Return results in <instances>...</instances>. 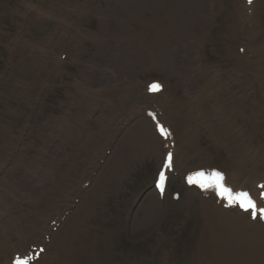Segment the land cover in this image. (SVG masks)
<instances>
[{"label":"rangeland","instance_id":"374dc122","mask_svg":"<svg viewBox=\"0 0 264 264\" xmlns=\"http://www.w3.org/2000/svg\"><path fill=\"white\" fill-rule=\"evenodd\" d=\"M164 1L192 24L196 20L182 9H203L208 19L203 54L210 66L223 69L228 57L252 60L251 113L248 118L238 113L237 129L245 124L239 136L245 137L248 151L264 152V111L259 109L264 106V68H257L264 46V0H214L208 13L206 0ZM153 12L149 0H0V199L8 202L0 208V264L25 251L17 235L9 234L4 243L11 230L22 231L28 240L32 228L40 230L44 223L47 252L74 229L88 264L206 261L198 250L202 200L183 179L203 157L229 165L228 150L198 123L180 140L177 169L161 199L152 185L163 149L155 155L137 153L127 143L135 124L147 120L146 110L154 107L145 93L151 80L168 87L181 125L190 126L183 119L187 110L193 122L198 113L191 112L186 89L201 83L195 78L185 84L167 62L153 66L132 44L153 23ZM173 50L185 71L187 47ZM228 86L233 89L224 80L223 95ZM239 105L248 103L239 97L225 101L227 112ZM146 122L162 145L153 124ZM188 142L192 156L183 161ZM38 245L30 242L29 250ZM39 260L32 264H42Z\"/></svg>","mask_w":264,"mask_h":264},{"label":"bare ground","instance_id":"6f19581e","mask_svg":"<svg viewBox=\"0 0 264 264\" xmlns=\"http://www.w3.org/2000/svg\"><path fill=\"white\" fill-rule=\"evenodd\" d=\"M195 1L189 0L191 4ZM203 1L201 0V3ZM210 2V0H206L207 13ZM149 3L154 7L153 23H148L147 27L141 29L140 33L137 34V39L132 41L139 52L138 55L155 67L162 66L164 62H167L169 70L178 75L185 84L188 81H194L195 78L201 83L194 84L193 88L186 89L187 94L192 96L191 101H187L191 112L198 109L194 122L190 117L192 113L187 114L188 110L183 116V119L189 122L190 126L181 125L182 122L180 123L179 120L181 121L182 118L179 117L178 104L166 95L165 90L162 91V95H153L155 98L158 97L155 103L159 108L158 110L163 112V120L171 126L172 135L176 139L175 141L179 140V143L182 136H184L183 138L189 137L198 123L209 128L212 138L217 144L223 145L230 154L231 162L224 168L227 186L231 187L234 192L239 189H249V192L256 199L258 193H260L256 187L262 185L258 183L264 181V152L258 150L252 153L250 148L248 151L243 146L245 137L239 136L242 135L245 124L237 129L238 113L244 111L246 118L251 113L250 105L252 104L249 100L251 89L249 87L252 88V80L255 83L254 78L250 76L252 60L245 58L238 60L228 57L223 69L217 65L210 66L206 63L203 54L202 41L207 37L206 26L208 23L203 9L200 8L197 12L188 11V7L182 9V13L186 14L188 12L191 19L196 20L192 24L187 21V18L190 19V17L177 13L175 5L170 1L149 0ZM173 47H176L177 50L186 49L187 47L188 55L183 59L187 66L186 72L177 65L178 56L173 52ZM260 54L262 63L261 66H257L258 69L260 67L264 68V46ZM227 79L233 89L230 90L228 86L227 93L223 95L224 92H221L220 86ZM234 97L242 98L243 103H248V105L245 108L239 105L227 112L225 101ZM205 101H209V103H205ZM206 104H208V108ZM259 109L264 111V106L259 104ZM212 117H214V120ZM146 121L143 119L140 123L135 124L137 131L127 137V139L130 138L127 142L128 147L137 153L144 150L154 151L155 155L157 152L160 153L161 146L159 142L157 143L152 138L150 125H147ZM172 140L174 139L172 138ZM161 141L163 140L161 139ZM165 143H170L169 138L166 139V142L163 141V144ZM189 143H187L183 161L192 156V154L189 156V149H187ZM170 146L172 147L171 144ZM178 148L179 145L176 146V152ZM175 158L177 160V154ZM203 159L204 157L200 159L202 163L199 169L206 174H210L213 170L212 164L209 163L211 160ZM213 195H209L207 198L199 196L202 200L199 214L202 217V232L198 250L202 252L206 261H208H201L202 264H264V223L252 221L249 218L250 214L244 213L238 208H224L223 203H219ZM67 197L71 196L67 195ZM150 203L152 202L150 201ZM64 204V201L63 204H58L56 210L62 211ZM7 205L6 198H1L0 208H5ZM157 205L150 206L155 208ZM52 220H55V217ZM47 229L46 223L43 224L40 230L37 227L32 228L29 232L32 240H24L26 236L22 231L11 230L7 234L4 243L9 242L8 240L11 237L9 234L17 235V237H20L19 240L23 239L20 243L21 249L26 251L30 248V242L32 241L42 244V234L45 235ZM78 242L79 238L76 237V231L73 229L67 237L59 241L60 246H50L48 252L45 250L40 257L42 264H88L89 258H86L83 249L78 247ZM25 251H22V253ZM12 252L13 249L8 255ZM47 253L48 256H45ZM14 254L15 252L10 259H6L5 263H11Z\"/></svg>","mask_w":264,"mask_h":264},{"label":"snow or ice","instance_id":"6c2138e0","mask_svg":"<svg viewBox=\"0 0 264 264\" xmlns=\"http://www.w3.org/2000/svg\"><path fill=\"white\" fill-rule=\"evenodd\" d=\"M252 2L253 0H248L249 4ZM161 89L162 86L158 83H153L150 86V91L152 92H159ZM153 118L155 119V117ZM157 131L164 139H168L171 135L169 130L159 123H157ZM173 161V154L169 151L165 157L163 170L160 172L158 186L161 191H163L167 179L164 170H170L173 166ZM187 179L189 184L198 185L204 191L215 189L217 196L226 201V207L239 206L242 211L250 212L253 220H256L257 218L264 220V206H260L258 201L248 191L234 192L231 187L227 186L226 178L223 173L212 171L210 174H206L205 172L200 171L195 175H190ZM259 187L262 189L260 198L261 200H264V185H260ZM40 251L42 252L43 249H40ZM31 259L32 257L24 259L17 257L15 264H29Z\"/></svg>","mask_w":264,"mask_h":264}]
</instances>
